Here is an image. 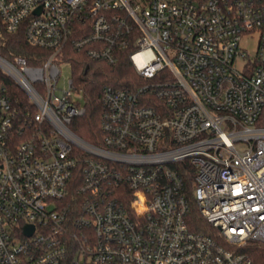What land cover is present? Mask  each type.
Instances as JSON below:
<instances>
[{
	"label": "built area",
	"instance_id": "2783aa9c",
	"mask_svg": "<svg viewBox=\"0 0 264 264\" xmlns=\"http://www.w3.org/2000/svg\"><path fill=\"white\" fill-rule=\"evenodd\" d=\"M0 21L50 51L0 56L30 103L0 87V264H264V0H0ZM66 47L173 79L103 87L94 146L69 128L86 107L59 84Z\"/></svg>",
	"mask_w": 264,
	"mask_h": 264
},
{
	"label": "trees",
	"instance_id": "16d2710c",
	"mask_svg": "<svg viewBox=\"0 0 264 264\" xmlns=\"http://www.w3.org/2000/svg\"><path fill=\"white\" fill-rule=\"evenodd\" d=\"M0 28L2 34L0 35V56L11 60L15 56L26 57L31 65L42 64L50 56V51L40 49L30 45L22 32L16 34H6L2 28L0 21ZM65 56L72 69V77L75 84L83 90L84 105L86 112L83 116L75 118L69 128L82 140L94 146L101 145V120L104 111L101 92L103 87L111 86L113 88H126L136 90L140 86L156 83L159 81L172 80V74L168 71L162 72L153 80L147 81L142 79L126 53H122L119 62L116 66H109L103 62H94L87 59L83 52H74L70 47H66ZM0 87L5 88L16 108L20 113H24L26 109H30V103L27 95L0 71ZM151 97L149 106L155 107L158 112L164 110V106L155 98ZM24 121V118L21 119ZM21 121V122H22ZM29 123L31 120H28ZM180 171L184 179V192L191 205V222L194 223V228L197 225L204 226V220L200 217L196 205L194 204L193 190L195 186L194 167L189 160L174 166ZM72 203V202H71ZM72 206H76L71 204ZM254 253V259L257 260L259 254H264L261 250Z\"/></svg>",
	"mask_w": 264,
	"mask_h": 264
},
{
	"label": "rangeland",
	"instance_id": "374dc122",
	"mask_svg": "<svg viewBox=\"0 0 264 264\" xmlns=\"http://www.w3.org/2000/svg\"><path fill=\"white\" fill-rule=\"evenodd\" d=\"M256 46H257V40L256 39L252 40L248 44H244L245 49L251 53L255 52ZM60 68H61L62 74H61L59 84L64 85L72 77V69H71V66L69 65V63H64V64L60 65Z\"/></svg>",
	"mask_w": 264,
	"mask_h": 264
},
{
	"label": "water",
	"instance_id": "95a60500",
	"mask_svg": "<svg viewBox=\"0 0 264 264\" xmlns=\"http://www.w3.org/2000/svg\"><path fill=\"white\" fill-rule=\"evenodd\" d=\"M25 231H26V234H31L33 232V227L28 226L26 227Z\"/></svg>",
	"mask_w": 264,
	"mask_h": 264
}]
</instances>
